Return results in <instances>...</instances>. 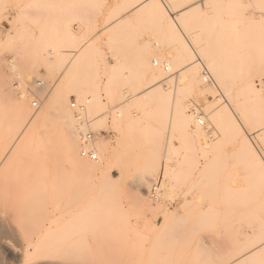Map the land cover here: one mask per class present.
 <instances>
[{
	"label": "rangeland",
	"instance_id": "rangeland-1",
	"mask_svg": "<svg viewBox=\"0 0 264 264\" xmlns=\"http://www.w3.org/2000/svg\"><path fill=\"white\" fill-rule=\"evenodd\" d=\"M162 2L168 11L157 20L134 18L133 0H0V211L23 193L47 207L44 218L14 225L32 233L47 221V264H233L246 245L254 255L243 264H264V129H241L248 146L189 136L177 121L217 106L197 47L212 50L236 89L264 63V0ZM139 47L149 50L136 70L128 57ZM193 50L206 90L185 87L184 66L199 62ZM110 63L124 68L115 74ZM67 110L79 150L92 134L105 174L71 171L59 124ZM2 238L0 264L40 260L19 262L22 237Z\"/></svg>",
	"mask_w": 264,
	"mask_h": 264
},
{
	"label": "bare ground",
	"instance_id": "bare-ground-1",
	"mask_svg": "<svg viewBox=\"0 0 264 264\" xmlns=\"http://www.w3.org/2000/svg\"><path fill=\"white\" fill-rule=\"evenodd\" d=\"M133 1L139 2V5L137 6L138 9L136 7V8H133V10H132V13H134L133 14L134 18L135 17L138 18L139 16L142 18L141 15L147 14L149 16H151V15L153 17L155 16V18L157 16L159 19H161V17L164 15L163 14L164 12L162 10L163 8H161V7L163 6L165 11H168L166 6L163 4L162 0H159V2H158V3L161 2V4H162L161 7H158V4L156 2L147 3V1H142V0H133ZM158 18H156V19L158 20ZM85 22L80 23V24H82V26H83L82 28H84V30H88L87 24ZM112 25H113V23L109 24L107 26L109 32L111 30ZM91 31H92V29H91ZM80 32L81 33L79 34V36L80 35L83 36L84 35V34L82 35L83 31L80 30ZM85 34H86V32H85ZM90 34H93V33H90ZM84 38H82V39H84ZM93 38H94V36H93ZM89 39H90V37H89ZM79 40L81 41V38ZM87 41H89L88 38H87ZM82 42L84 43V41H82ZM82 42H79L78 43L79 46H77V45L76 46L80 47V45H82L80 43H82ZM89 43H90V41L88 43L85 41L83 46L85 44L87 46V44H89ZM81 48H82V46H81ZM197 49L199 51L198 54H200L201 57H204V58L206 57L208 59V62H207L208 69L204 65H202L199 55L197 54L196 51L193 50V53L196 56L195 58H197L196 61L198 60L199 62H196L193 65L186 64L184 66L185 73H186L185 87L190 88L196 84L202 90L207 89V88H205V86L199 85L200 79L199 80L196 79V76L198 73V65L199 64L202 65L203 71H202L201 82H204L206 84H212L213 85L212 87H214V89H216V91L219 93L218 95H216V92L214 90H210V93H212V95H214V100L216 101V105H217L216 107L217 108L220 107V108H218L216 111H214L216 109V107H214V108L212 107L211 110L208 111V114L206 113L209 116V119L211 120L212 125H210L207 115L206 114L204 115L202 112L199 113V111H197L198 110L197 107H196L197 109L191 110V114H189L190 112L187 113V111L180 112V115H178V117H177V121L181 124L182 129L184 131H187V135H189V136L194 135L195 137L200 138L201 136L206 134L213 141L217 137H225L226 136V137H230V139H235V141L240 140L244 145H248L249 144L248 141L250 139L248 138L249 140L247 141V139H246L247 137L245 138V136L243 135L244 131H242L243 130L242 128H244V126L252 125L253 129H264V95L261 92V90L263 91V89L260 88L261 84L264 83L263 82V79H264L263 78V76H264V63L262 62V64H257L256 68L253 71L248 72L249 75L247 74L246 79L242 84V87H239L236 89V88H234V85L233 86L230 85V83H229L230 80L228 81L227 79L224 78L225 75L223 74V69L221 67L222 65L219 63V61H217L218 59H216V57H214V55L212 54V50H206L204 47H197ZM185 51H184V54L187 56L188 52L186 54ZM183 59H184V61H183ZM182 61L185 62V57L181 58V62ZM172 66H173L172 62L165 63L164 64V70L167 71L170 68H172ZM204 72H206V74ZM240 95H243V98H244L242 102L239 99ZM221 99H222V102H221ZM209 108L210 107H208V109ZM61 114H62V115H60L61 117H59V122H60L59 124H61L60 126H62V128H63L62 130H64V133H65L64 141H63L64 142L63 143V152H64V156L67 160V163L70 164L71 171L74 173H78V174L79 173L80 174H100V173H103L104 171L107 172L106 171L107 169L104 170V168H105L103 166L104 162H102L101 159H97V154L95 153L96 151L94 149H90L88 147V144L91 143V141H92V136H91V139L89 140L87 145H83V140H84V138H83L82 139V145H83V148H85V150L93 151V153L96 155L95 161L94 160L92 161L91 158L82 156V152L85 150H83V151L79 150L78 140H77L78 139L77 132L79 133L80 131H79V127H77V128L73 127L74 125L72 124L73 121H71V115H70L71 113L67 110V111H62ZM237 114H238V116H237ZM188 130H190V132H188ZM21 144H20V146H21ZM8 146H10V145L8 144ZM20 146H18V147L20 148ZM15 147H17V145ZM15 147H14V149H16ZM18 147H17V149H18ZM253 147H254V145H253ZM247 148H249V147H247ZM251 148H250V150H251ZM7 150H9V149H7ZM14 151L15 150H13V152ZM251 151H253V150H251ZM9 155H11V154H9ZM12 158H14V156ZM252 158L255 159V157H252ZM105 172L103 174H105ZM14 201H16V200H14ZM34 203H35V201H34L33 195H31L30 193H23L17 197V204L13 208L7 210L6 213L5 212L1 213L2 212V210H1L0 211V213H1L0 214V235H1V237H3L2 239H5V241L10 240V239H14L17 236L22 237L21 239L23 242V247L20 248L19 247L20 244L17 245L18 247L16 248V250L14 249V252L12 254L16 259H19V262L22 261V263H23L24 259L30 258L33 256H35L37 258L36 255L39 254L38 257L40 260L35 261L31 264H47V254H46L47 253V221H46V223L41 224V220H40V218H38L40 223L38 221H37V223L33 222V226H35L34 223L35 224L39 223V225H36V226H40V225L41 226L38 227L35 232L32 231V233L30 232V230H27V229L22 230L19 227V229H21L20 232L22 233V231H23V234H21V233H18V231H15L16 229L14 228L15 224L20 226L22 224V222L25 221V223L23 225V227H24L26 222H29L28 219L29 218L32 219L33 215H35L34 221H36V219H37L36 215L37 216L43 215L42 216L43 218H44V215L47 216V207H42L43 204L40 207V206H37V204L34 205ZM53 216H55L54 218H56V219L63 217V215H61L60 213L58 215L54 214ZM18 217L24 218L23 221L22 222L17 221ZM42 222H44V221H42ZM19 223H21V224H19ZM28 225H29V223L27 224V226ZM35 227H34V229H33V227L32 228L29 227V229L31 228V229L35 230ZM26 230L29 231L30 234L25 235L24 231H26ZM75 231H76V229H75ZM10 243H12V242H10ZM11 245L12 244H10V246ZM7 246H9V245H7ZM5 247L3 248V245H2L3 249H5ZM243 247L241 249H243ZM251 248H252L251 246H247V245H246V247H244V249H247V251H248V254L244 253V251H242L243 255L244 254L248 255V256H246V259L243 257V259H245V260L237 258L236 263H234V262H232V263L233 264H238V263L243 264L244 262L247 263L248 261H250V259H252L253 255H254V254L252 255V253H251L252 252ZM241 249H240V251H241ZM10 250H11V248H10ZM242 252L240 253V257L243 256V255H241ZM233 256H235V255H232V257ZM233 258H235V257H233ZM240 260H242V262H240ZM32 261H34V260H32ZM230 262L231 261H229V263ZM16 263H18V262H16ZM20 264H21V262H20Z\"/></svg>",
	"mask_w": 264,
	"mask_h": 264
},
{
	"label": "crops",
	"instance_id": "crops-1",
	"mask_svg": "<svg viewBox=\"0 0 264 264\" xmlns=\"http://www.w3.org/2000/svg\"><path fill=\"white\" fill-rule=\"evenodd\" d=\"M169 16H170V14H168ZM163 18H164V16H163ZM162 18V19H163ZM170 19L172 20V22H174V19H175V17H174V15L173 14H171V16H170ZM175 23V22H174ZM174 33V32H173ZM172 33V34H173ZM171 34V35H172ZM174 35V34H173ZM90 48V47H89ZM140 48L142 49H144V50H141L140 51ZM148 50H149V47H139V51H137L136 53H132V55H130L128 58H133V59H136L137 60V67H136V70H140V68H141V61H143V60H145L146 59V57H147V52H148ZM85 51H90V49H85ZM123 57H125V56H123ZM147 62V61H146ZM155 62H157L156 60H154V61H152V64H154ZM148 65H146V67H147ZM123 68H124V65H119V64H113V63H110L109 64V67H107L106 69L108 70V71H110V72H114L115 74H119L122 70H123ZM143 68V67H142ZM86 76H87V74H86ZM92 76H93V74H92ZM88 77H90V76H88ZM122 77V76H121ZM69 82H72L71 80H69ZM157 84V83H156Z\"/></svg>",
	"mask_w": 264,
	"mask_h": 264
},
{
	"label": "built area",
	"instance_id": "built-area-1",
	"mask_svg": "<svg viewBox=\"0 0 264 264\" xmlns=\"http://www.w3.org/2000/svg\"><path fill=\"white\" fill-rule=\"evenodd\" d=\"M206 74V72H204ZM72 107L75 106V104H72L71 105ZM91 136L92 134H87L85 137H84V140H83V145H87L89 140L91 139ZM82 156H85V157H88V158H91L92 160H95L96 159V155L93 153V151H90V150H85L82 152Z\"/></svg>",
	"mask_w": 264,
	"mask_h": 264
}]
</instances>
